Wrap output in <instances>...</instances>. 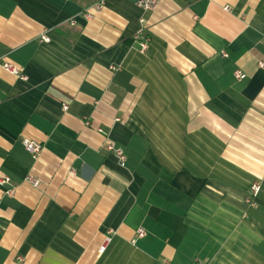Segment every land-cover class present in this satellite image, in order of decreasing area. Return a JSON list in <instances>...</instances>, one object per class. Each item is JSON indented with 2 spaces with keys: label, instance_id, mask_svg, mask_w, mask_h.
Returning a JSON list of instances; mask_svg holds the SVG:
<instances>
[{
  "label": "crops",
  "instance_id": "obj_1",
  "mask_svg": "<svg viewBox=\"0 0 264 264\" xmlns=\"http://www.w3.org/2000/svg\"><path fill=\"white\" fill-rule=\"evenodd\" d=\"M136 1L0 0V264H264V0Z\"/></svg>",
  "mask_w": 264,
  "mask_h": 264
},
{
  "label": "built area",
  "instance_id": "obj_2",
  "mask_svg": "<svg viewBox=\"0 0 264 264\" xmlns=\"http://www.w3.org/2000/svg\"><path fill=\"white\" fill-rule=\"evenodd\" d=\"M136 6L142 10L143 12H151L153 10H155L158 6V0H137L136 1ZM101 5H96L95 6V10H100ZM83 17L86 20H89L92 18V15L88 12H85L83 14ZM142 21V20H141ZM71 24H73V22H71ZM141 33L139 32V34H137L134 37V40H138L140 38ZM40 42H44V43H48L49 42V38L46 35H42L39 38ZM261 42L264 43V35H262L261 38ZM139 49L141 52L145 51L147 49V40H143V41H139ZM1 68L6 71L7 73L16 76L22 80H26V76L14 65L7 63V62H1L0 63ZM259 67H264V64H262L261 62L258 63ZM234 77L236 80H242L245 76L240 72V71H235L234 72ZM67 108L64 106L63 110L65 111ZM99 133H103L102 130H98ZM106 136V134H104ZM23 147L25 149V151L33 158L36 159L39 155V153L41 152L42 149V145L36 141L33 140H23L22 141ZM104 149L108 152H111L115 158L117 159L118 163L120 166H124L126 163V155L123 151L122 148L116 147L113 142H111L107 136H106V140L104 143ZM25 181L28 182L29 184H31L33 187H37L39 185V181L36 180L35 178H33L32 176H27L25 178ZM0 184L4 185V184H10V179L7 177H4L2 179H0ZM12 189L7 190L6 194L7 195H11L12 194ZM259 192V184L254 182L251 184L250 186V190H249V197L246 201V203L250 206V207H254L255 206V198L257 197ZM145 236V232L142 228H138L135 231V238L136 239H141L144 238ZM105 249V246H101L100 247V252H102ZM193 264H202L199 261H195Z\"/></svg>",
  "mask_w": 264,
  "mask_h": 264
}]
</instances>
